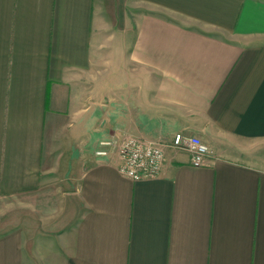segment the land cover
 <instances>
[{"label":"crops","instance_id":"crops-1","mask_svg":"<svg viewBox=\"0 0 264 264\" xmlns=\"http://www.w3.org/2000/svg\"><path fill=\"white\" fill-rule=\"evenodd\" d=\"M0 264H264V0H0Z\"/></svg>","mask_w":264,"mask_h":264},{"label":"built area","instance_id":"built-area-1","mask_svg":"<svg viewBox=\"0 0 264 264\" xmlns=\"http://www.w3.org/2000/svg\"><path fill=\"white\" fill-rule=\"evenodd\" d=\"M101 145L103 148L99 149L97 154L105 156L108 154V150L104 147H112L116 143L114 140H104ZM167 147L187 148L194 166L203 165L205 159L212 152L209 145L200 137L181 131L175 133L169 143L142 137H130L126 138L118 147L122 161L119 165L120 172L134 181L160 176L166 159L165 149Z\"/></svg>","mask_w":264,"mask_h":264}]
</instances>
